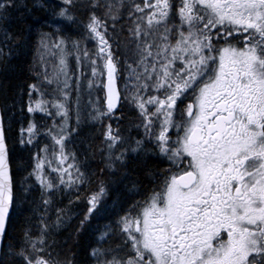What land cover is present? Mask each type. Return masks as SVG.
<instances>
[{"label":"snow or ice","instance_id":"6c2138e0","mask_svg":"<svg viewBox=\"0 0 264 264\" xmlns=\"http://www.w3.org/2000/svg\"><path fill=\"white\" fill-rule=\"evenodd\" d=\"M0 264H264V0H0Z\"/></svg>","mask_w":264,"mask_h":264},{"label":"trees","instance_id":"16d2710c","mask_svg":"<svg viewBox=\"0 0 264 264\" xmlns=\"http://www.w3.org/2000/svg\"><path fill=\"white\" fill-rule=\"evenodd\" d=\"M47 30V29H45ZM36 39L37 37H35V35L33 36V38L30 40L29 42V48L27 49V54L22 58V60L24 62H26V64H31L32 59L35 57L36 52H35V43H36ZM25 63H21V67L26 66ZM17 75H19V69H17ZM21 153H17V155H20ZM38 199V197H37ZM24 215H31L30 211H25ZM37 215H39V213H37ZM101 223H106V219H102L100 220ZM59 238V237H58Z\"/></svg>","mask_w":264,"mask_h":264},{"label":"rangeland","instance_id":"374dc122","mask_svg":"<svg viewBox=\"0 0 264 264\" xmlns=\"http://www.w3.org/2000/svg\"><path fill=\"white\" fill-rule=\"evenodd\" d=\"M89 47L91 48V47H93V45L92 44H89ZM33 60V59H32ZM32 62V61H31ZM69 64H70V66L71 67H74L75 66V60L74 59H72L71 57L69 58ZM85 84H86V81H85ZM122 87V86H121ZM97 96H103V93H101V92H98V91H94V93H93V99H95ZM84 102H86L87 101V95H86V89H85V95H84ZM74 120H75V116L73 115V122H74ZM53 175H55V174H53ZM56 201H57V206H60V207H63V206H65V205H67V203H68V198L67 197H61L60 196V194H57V196H56ZM61 199H63V203H60V201H61ZM76 212H78L77 210H75ZM103 215H104V213H102L101 214V220L102 219H104L103 218ZM53 219H54V213H53ZM107 221V220H106Z\"/></svg>","mask_w":264,"mask_h":264},{"label":"flooded vegetation","instance_id":"af4514ba","mask_svg":"<svg viewBox=\"0 0 264 264\" xmlns=\"http://www.w3.org/2000/svg\"><path fill=\"white\" fill-rule=\"evenodd\" d=\"M121 86H123V85H121ZM109 205H110V201H109ZM78 212L80 211V209H76ZM102 213H103V211H102Z\"/></svg>","mask_w":264,"mask_h":264}]
</instances>
